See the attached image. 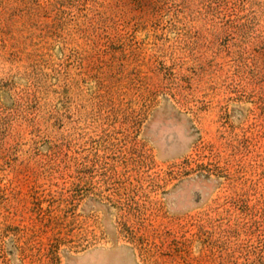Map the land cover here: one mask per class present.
I'll return each instance as SVG.
<instances>
[{
	"label": "rangeland",
	"instance_id": "obj_1",
	"mask_svg": "<svg viewBox=\"0 0 264 264\" xmlns=\"http://www.w3.org/2000/svg\"><path fill=\"white\" fill-rule=\"evenodd\" d=\"M0 264H264V0H0Z\"/></svg>",
	"mask_w": 264,
	"mask_h": 264
}]
</instances>
